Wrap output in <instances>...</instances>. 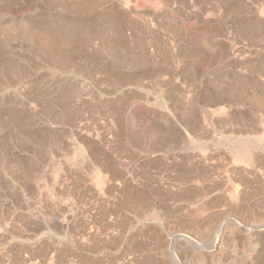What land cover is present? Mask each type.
Returning <instances> with one entry per match:
<instances>
[{"label": "rangeland", "instance_id": "374dc122", "mask_svg": "<svg viewBox=\"0 0 264 264\" xmlns=\"http://www.w3.org/2000/svg\"><path fill=\"white\" fill-rule=\"evenodd\" d=\"M260 99L264 0H0V264H264Z\"/></svg>", "mask_w": 264, "mask_h": 264}, {"label": "bare ground", "instance_id": "6f19581e", "mask_svg": "<svg viewBox=\"0 0 264 264\" xmlns=\"http://www.w3.org/2000/svg\"><path fill=\"white\" fill-rule=\"evenodd\" d=\"M76 5H78V6H76L75 9L72 7V8H73V12H75L76 14H77V13H80V11H81L82 8H84V9H89V8L91 7L90 3H88V4H87V3H83V4H82V3H79V4H76ZM81 7H82V8H81ZM72 8H71V9H72ZM69 9H70V8H69ZM69 9L66 10V11H69ZM65 13H66V12H65ZM70 14H71V13H70ZM70 14H68V15H70ZM66 15H67V14H66ZM107 15H108V14H107ZM111 15H112V14H111ZM111 15H110V17H111ZM64 16H65V15H64ZM64 16H63V17H64ZM71 16H73V15H71ZM71 16H69V17L71 18ZM74 16H75V15H74ZM74 16H73V17H74ZM77 16H78V15H77ZM100 16H101V15H100ZM100 16H97V17H100ZM103 16H104V15H103ZM103 16H102V17H103ZM63 17H61V18H63ZM108 17H109V16H108ZM78 18L81 19L82 16H81V18H80V17H78ZM78 18H77V19H78ZM95 18H96V17H95ZM106 18H107V17H106ZM117 18H118V17H117ZM73 19H74V18H72V20H73ZM115 19H116V18H115ZM66 20H67V19H66ZM60 21H61V20H60ZM67 21H68V20H67ZM73 21H74V20H73ZM77 21H78V20H77ZM77 21L74 22V24H75V23L77 24ZM95 21H97V20H94V22H95ZM53 22H54V21H53ZM81 22H83V21H81ZM90 22L92 23V25H94L92 21H90ZM119 22H120V21H119ZM49 23H50V22H49ZM67 23H68V22H67ZM70 23H72V22L70 21ZM88 23H89V22H88ZM91 23H89V25H91ZM110 23L113 24L114 22H110ZM110 23H109V24H110ZM115 23H117V22H115ZM60 24H62V23H60ZM60 24H58V25H60ZM68 24H69V23H68ZM76 24H75V25H76ZM79 24H80V23L78 22L77 26H79ZM84 24H85V23H84ZM99 24H101V22H100ZM109 24H108V29H107V30H111V28H112V30H113V29L116 27V25H117V24H114V26L112 27V25L110 24V25H111V27H110ZM63 25L66 26V24H62L61 27H65V26H63ZM71 25L74 27L73 24H71ZM71 25L69 24V26H71ZM80 25H81V24H80ZM89 25H86V27H88ZM102 26H103V24H102ZM106 26H107V25H106ZM56 27L58 28V26H56ZM73 27H72V28H73ZM82 27H83V26H81V27L79 26L80 30H81L82 32H85L86 30H84V29H85L86 27L84 26L85 28H84V29H81ZM109 27H110V28H109ZM74 28H75V27H74ZM74 28H73V30H74ZM79 28H78V30H79ZM104 28H106V27H104ZM116 28H117V27H116ZM64 29H65V28H63V30H64ZM67 29H69V28H67ZM67 29H66V30H67ZM70 29H71V28H70ZM70 29L67 30L66 34L69 33ZM75 29H76V28H75ZM87 29H90V28H87ZM93 29H94V28H92V30H93ZM96 29H97V27L95 28V30H96ZM41 30H42V29H41ZM52 30H54V29H52ZM55 30H56V29H55ZM57 30H58V29H57ZM57 30H56V32H55V31H52V32H55L56 34H58L57 32H58L59 30H58V31H57ZM63 30H61V32H60L61 34H59V35H62ZM71 30H72V29H71ZM83 30H84V31H83ZM98 30H99V29H98ZM115 30H116V29H115ZM96 31H97V30H96ZM103 31H106V29H103ZM117 31H118V30H117ZM52 32H49V31H48L47 35H44L46 32H45V33H42L43 36H45V37H44V41H45L46 43H49V45H51V43H54V42H52L53 39H56V41H55V40H54V41H55L56 43H57V42L59 43V39L61 38V37H60V38H59V37H56L55 34H51ZM82 32H81V33H82ZM100 32H102V31H100ZM113 32H114V31H113ZM70 33H71V32H70ZM115 33H116V32H115ZM49 34H50V35H49ZM63 34H64V32H63ZM66 34H65V35H66ZM59 35H58V36H59ZM77 35H79V34H77ZM43 36H42V37H43ZM54 36H55V37H54ZM63 36H64V35H63ZM85 36H86V35H85ZM117 36H119V35H117ZM64 37H65V36H64ZM64 37H62L63 39H60V41H64ZM71 38H73V36H72ZM75 38H76V37H75ZM117 38H118V37H117ZM42 39H43V38H42ZM57 39H58V41H57ZM73 39H74V38H73ZM73 39H71V41H72ZM119 39H120V37H119ZM119 39H118V40H119ZM116 40H117V39H116ZM41 41H43V40H41ZM119 41H121V40H119ZM69 43H70V42H69ZM72 43H74V42H71L69 45H71ZM67 44H68V43H67ZM49 45H48V46H49ZM56 46H57V45H56ZM56 46H55V48H56ZM49 47H50V46H49ZM51 47H52V46H51ZM53 48H54V47H52V49H53ZM69 48H70V47H69ZM47 49H49V51L51 50L50 48H47ZM47 49H46V47H45L46 53H48ZM56 49H57V51H58L59 48H56ZM56 49H54L53 51L55 52ZM67 49H68V48H67ZM45 50L43 49V51H45ZM57 51H56V52H57ZM58 52H59V51H58ZM62 52H63V51H62ZM68 52H69V51H68ZM49 53H50V52H49ZM51 53H52V50H51ZM51 53H50V54H51ZM65 53L68 54L67 52H65ZM65 53H64V54H65ZM73 53H74V51H73ZM73 53H72V54H73ZM53 54H54V53H53ZM55 54H56V53H55ZM55 54H54L53 56H56V55H58L59 53H57L56 55H55ZM66 54H65V55H66ZM51 55H52V54H51ZM58 56H60L61 61H58V57H55V58H52V56H48V57H51L52 59H54V61H56V58H57L58 63H60V62L62 63V61L67 60V58H68V61H69L68 63H70L69 65H71V62H70V61H72V57L70 56V57H71L70 60H69V57H66V56H69V54L66 55L65 58H63L64 60H62L61 55H58ZM63 57H64V56H63ZM54 61H53V62H54ZM57 61H56V62H57ZM63 63H64V62H63ZM63 63H62V64H63ZM68 63H67V64H68ZM64 64H66V62H65ZM64 64H63V65H64ZM67 64H66V65H67ZM68 67H69V66H68ZM71 67H73V66H71ZM122 98H123V97H122ZM119 100H120V99H119ZM119 100H118V101H119ZM121 100H124V98L121 99ZM125 101H126V99H125ZM119 102H120V101H119ZM256 102H258L259 105L264 106V101H262L261 99L258 100V101H256ZM259 102H260V103H259ZM109 104H110V103H109ZM117 106H118V105H117ZM118 110H119V109H118ZM121 110H122V109H121ZM121 110H119V111H121ZM119 111L116 110V112H118V113H119ZM115 114H116V113H115ZM116 115H117V114H116ZM119 115H120V114H119ZM94 153H95V152H94ZM248 155H249V153H248ZM251 155H252V154H251ZM251 155H249V156H251ZM249 156H248L247 158H245V157H244V158H245V159H249V158H250ZM241 159H243V158H241ZM249 160H253V159H249ZM239 162H240V161H239ZM242 163L247 164L248 162H246V160H245V162H244V159H243V160H242ZM184 177H185V176H184ZM99 178H101L100 175H99ZM101 180H102V178H101ZM102 181H103V180H102ZM185 181H186V180H185ZM187 190H188V189H187ZM197 192H198V191H197ZM157 193H158V192H157ZM234 195H235V194H234ZM143 196H144V195H143ZM236 196H237V195H236ZM133 197H134V196H133ZM232 197H233V199L236 198V197H234L233 195H231V198H232ZM134 198H135V197H134ZM136 198H138V197L136 196ZM139 198H141V197H139ZM141 199H142V198H141ZM128 200H129V199H128ZM128 200H127V201H128ZM131 200H132V199H131ZM235 200H236V199H235ZM132 201H135V200L133 199ZM142 202H143V201H142ZM133 203H135V202H133ZM133 203H132V204H133ZM136 203H137V202H136ZM139 203H140V202H139ZM134 205H135V204H134ZM130 206H131V204H130ZM135 206H136V205H135ZM133 207H134V206H133ZM195 225H197V224H195ZM156 239H157V238H156ZM160 240H161V239H160ZM162 242H163V241H162ZM141 249H142V248H141Z\"/></svg>", "mask_w": 264, "mask_h": 264}]
</instances>
